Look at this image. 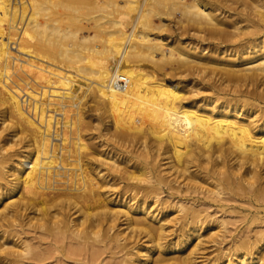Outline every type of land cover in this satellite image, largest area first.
Listing matches in <instances>:
<instances>
[{"label": "bare ground", "instance_id": "6f19581e", "mask_svg": "<svg viewBox=\"0 0 264 264\" xmlns=\"http://www.w3.org/2000/svg\"><path fill=\"white\" fill-rule=\"evenodd\" d=\"M116 1L63 0L93 11L79 38L59 0H0V264L47 258L19 225L99 237L123 264H264V0H181L170 41L150 34L160 0L138 18Z\"/></svg>", "mask_w": 264, "mask_h": 264}, {"label": "rangeland", "instance_id": "374dc122", "mask_svg": "<svg viewBox=\"0 0 264 264\" xmlns=\"http://www.w3.org/2000/svg\"><path fill=\"white\" fill-rule=\"evenodd\" d=\"M59 1H61V3H63V0H59ZM96 1H98V0H96ZM114 1H116V0H114ZM117 1H118V3H123L124 0L123 1L117 0ZM130 1H132V0H130ZM160 1L162 2V4L159 6V8H157L158 10L156 12H154V13L153 12L150 13V17L147 15L148 16L147 18H151L152 26H154L156 28L154 30L153 29H150V34H151V37H157L158 36V37H160L162 39H164L165 36H167L166 40L167 41H170L171 38L173 37V33H171L172 30H173V32H176L177 31L175 21H177V20L180 19V9H179L180 5H178L179 3H177V2H179L181 0H160ZM185 1L186 2H189L190 0H183V2H185ZM201 1H203L205 3H208L212 7L216 8L217 9V12L220 13L221 15H223V14H226L227 15L229 13H234L235 12V8L239 7L238 6V1H244V2H247V3L250 2V0H201ZM144 3L146 4V2H144V0H133V3L131 2V4H129L127 7H123L124 9L123 8L119 9L120 10L119 12H121L123 10L125 14L123 12H121V13L123 15H126V18H138L139 17L138 16L139 15L138 12L139 11H142L141 9H143V7H145ZM180 3H182V1ZM62 6H63L64 9L62 8L61 10H59L60 8H57L54 11L52 9L51 13L54 12V14H55V12L58 13L60 11L62 13L63 10H64V12H65V13L63 12L64 15L61 14V13H58L59 16L57 15L58 17H56L55 16L56 14H55L53 16V18L54 17L55 18H60L61 17L63 19L64 16L67 17V18H69L68 14L65 15L66 12L67 13L71 12L70 13L71 15L70 14L69 15L72 16L73 13H72V10L71 9L75 8V14H74L75 17L74 18H78L80 16V18L82 19L81 20V24L85 26V28L82 29V27H81V29H78L77 30V37L79 35H80L79 38H81L82 36H85V35H86V37H90V36H92V34H94V32L96 31L95 28H93V26L90 25L92 23H87V20L85 19V18L89 17L91 14H93V11H91L92 12L91 14H90V12L87 11L88 14H89V15H87V14H84V11H86L88 9L83 10V9H85V8H83V5H81V8H80L78 6V4H77V5H75V7L73 6L72 8H68V9H66L64 7V3H63ZM76 6L79 7V8H77ZM104 6H105V4H104ZM76 8H77V10H76ZM129 8H131V9H129ZM69 9L71 11H69ZM65 10H68L69 12L68 11H65ZM82 11H83V13H81ZM73 12H74V9H73ZM76 12L79 13L80 15L78 14L79 16H77V13ZM51 13L49 15H51ZM81 14L82 15L84 14V17L81 16ZM94 14H97L96 15V18L100 15V13H96V12ZM47 15H43V16L41 15L39 17L42 18V17L46 16V17L49 18V16H47ZM94 16L95 15H92L93 18H94ZM46 17H44V18H46ZM115 17L116 18H121V15H120V17H117V14H116ZM70 18H72V17H70ZM90 18H91V16H90ZM98 18H101V17L99 16ZM106 18H108V17H106ZM168 18H171V19H168ZM64 19H65L64 21H66V18H64ZM39 20H41V19L39 18ZM167 21L170 23V28L171 29L169 31L167 28L165 29V27L162 28V26H161V28H162L161 30H164L166 32V33H164V31L159 30V28H157V27H158V24L159 23L160 24L161 23H165V22L168 23ZM21 23L18 22L17 26L19 27ZM22 25H23V23L21 24L20 27H22ZM91 26H92V29H91ZM86 28H87L88 31L86 30ZM79 30H80V33H78ZM82 30H83L84 34L86 33L85 35H83ZM166 30L168 31V34H167V31ZM169 32L171 33V35H170ZM157 33H159V34H157ZM154 39H156V38H154ZM166 40H164V42ZM165 51H167V48H165ZM188 76L187 77L186 76H183V79L184 80H191V78H193L192 75L190 76L188 74ZM32 87H35V86H32ZM36 88L39 89V87H37V86H36ZM91 102L88 99V97L86 98V101H84V103L86 104L85 105L86 106V109H89L90 114L92 115L94 113L93 114L94 116L92 115V117H95L96 114H100L103 117V110H102L103 108L101 106L97 105V106H99V108L97 107V109H95L96 108L95 102H92V103ZM87 103H89V104H87ZM88 105H90V106H88ZM91 105H92V107H91ZM93 105H94L95 108L93 107ZM94 109L96 111V114H95V111L93 112ZM97 110H99L101 112L98 111V113H97ZM100 115H97V116H99V118H101ZM101 120H102V118H101ZM90 132L88 131L87 133L92 134L93 137H95L96 134H97V131H95V133H93L94 130H93V132H92V130ZM103 133H104V131L100 134L101 137L97 134V137L96 138L99 141L96 138L94 139V140L97 141V144L98 143L101 144V143H104V141H106V139H105L106 136H104V139L105 140L102 139V136L104 135ZM88 136H91V135H88ZM54 141L57 142V143H59V136H58V139L57 140H54ZM95 144H96V142H95ZM15 147L16 146H14L13 148H15ZM11 150H12L11 148H8L7 150H3V151L0 150V166H4V160H5L4 157L7 156L8 153ZM104 156H105V154H104ZM110 156L111 155L108 154V158ZM103 166L105 168L108 167L107 164H103ZM107 178L109 179V182H114L115 181V177L113 178V175H108ZM112 187L109 188L110 191H112L114 189ZM102 189H106V188L104 187ZM161 195H164V193L161 194ZM2 201H3V199L0 200V203H2ZM200 207L207 208V210H209V211L212 210V207L211 208H208L207 205L200 206ZM221 216H223V214ZM245 226L246 225L241 220H238L234 224H232L231 226L228 227V230H226V234H230V235L238 234L239 231L241 229H243ZM17 228L18 229H20V228L22 229V234H21L22 239H25V240L31 242L33 245L39 244V247H36V250L42 249V250H44L45 252L48 253L46 255L47 258H45L41 262H36L35 264H123L122 263V258H124V256H122V252L118 251L117 248H108V245H107V247H103L102 244L106 240L105 241L103 240L102 242L98 243V245H96V243H97L96 241L99 240V237H97L95 239V241H93V239L89 238L87 240L88 243L82 244V243H80V241H82V240H80L78 238H74L71 235H69L67 232H64L63 235L60 236L59 239H57V241L54 243V238L52 236H49V235H40V234H38L40 231L34 229L33 227H28V226H25V225L24 226H20L19 225ZM8 229L9 228H6V230H5L4 234H3L4 235L3 236V239L0 241V243L3 240L8 239V237L9 238L11 237V235H10V233H11L10 232V229L9 230ZM36 235H39V237L37 238ZM12 239L13 240H16L18 238L14 235ZM225 241H223L221 244H216V245L207 244L206 247L204 248L203 252H202L205 255V259H207L208 257H211L216 248L221 247V248H224L225 249V247H228L229 246V243L226 244ZM69 248H72V250L69 249ZM67 250H69L71 253H67ZM124 259H126V258H124ZM31 263L32 262H29L28 261L25 264H31Z\"/></svg>", "mask_w": 264, "mask_h": 264}]
</instances>
